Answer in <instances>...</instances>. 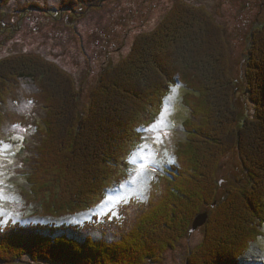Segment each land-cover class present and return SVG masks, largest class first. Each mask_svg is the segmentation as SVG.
Masks as SVG:
<instances>
[{
	"label": "trees",
	"instance_id": "1",
	"mask_svg": "<svg viewBox=\"0 0 264 264\" xmlns=\"http://www.w3.org/2000/svg\"><path fill=\"white\" fill-rule=\"evenodd\" d=\"M13 1L0 0V8ZM104 1L61 0L60 9H72L75 13L80 6L86 7L84 13H87L96 7L94 4ZM179 17L184 15L180 12ZM205 18L201 17V22L206 21ZM197 21L189 14L182 21L181 32H177L168 29L171 22L164 20L155 30L156 34L141 37L128 61L106 72L108 77L102 78L99 85L101 89L105 86V90L90 94V103L84 108L81 92L72 93L70 101L66 95L56 98L54 92L31 79H40L39 76L51 70L39 55L23 56L29 60L39 56L42 61L39 68L23 63L10 73L0 72V141L4 140L2 127L7 121L12 124L27 122V119L21 122L22 117L16 119L9 107L18 80L28 78L40 91L33 100L41 106L44 129L38 131L41 133L37 142L32 135L22 143L18 157L25 171L19 174L29 183L37 210L42 217L50 219L76 216L94 209L112 187L122 185L130 177L133 169L130 158L144 144L143 130L148 127L137 124L156 119L165 99L178 84L185 90L182 105L189 113L182 123L185 139L176 146L178 165H173L171 170L174 176L151 182L152 204L147 207L144 203H136L133 219L126 215V207L121 208L123 218L116 222L119 227L126 223L130 227L113 229L111 233L116 241L112 237L97 241L88 234L86 240H81L77 236L84 233L65 224L28 225L0 236V264H34L31 260L37 264H143L144 259L147 263H160L165 252L192 231L195 217L203 212L209 213L204 226L205 238L189 261L200 255L203 262L197 264H243L251 239L259 236V240V231L264 227V128L247 141V146L252 148L249 154L243 152L240 133L248 123H264V42L260 38L253 40L260 32L264 34V23L252 30L250 53L240 78L231 76L229 79L232 88H236L233 94L240 92L238 83L245 82L243 95L249 97L248 104L254 105V113L240 118L238 112L234 118L227 112L228 93L232 89L224 82L225 72H230L232 66L216 58L206 44L204 33L201 42L198 31L192 30ZM163 31L164 38L161 37ZM256 50L260 55L253 59L252 53ZM160 52L168 53L164 65H168L169 73L164 74L166 87L157 97L152 90L156 87L152 80H162L156 72L161 60L155 57ZM253 69H258L260 78L253 76ZM126 74L133 86L124 90L122 83ZM109 77L116 79L106 82ZM257 92L259 97H255ZM137 95L145 97L138 101L134 98V102L132 97ZM243 120L246 124H241ZM239 123L242 127L236 128ZM234 124L233 128L238 129V142L234 144L248 181L240 190L228 189L218 201L216 189L220 184L216 177L232 144L226 140L227 131H230L226 126ZM35 125L38 128L40 123ZM215 211L218 214L213 216ZM253 220L259 223V231L256 229L255 233ZM66 229H69V238Z\"/></svg>",
	"mask_w": 264,
	"mask_h": 264
},
{
	"label": "rangeland",
	"instance_id": "2",
	"mask_svg": "<svg viewBox=\"0 0 264 264\" xmlns=\"http://www.w3.org/2000/svg\"><path fill=\"white\" fill-rule=\"evenodd\" d=\"M165 1L168 0H105L103 3L94 4L96 7L87 13H84L87 10L86 7L77 6L74 13L72 9L66 11L60 9L61 0H15L7 7L0 8V64L4 63L0 65V72L10 73L23 63L32 68H39L42 63L39 58L41 56L44 62L50 65L51 70H47L39 76L42 83L38 77H31V79L49 92H54L56 98L66 95L65 98L70 101L73 99V94L81 92L80 100L84 108L86 103H90V94H94V92L100 94L105 90V86L101 89L99 85L102 78L108 77L106 72L123 63L131 55L135 43L141 37L155 32L164 20L171 22L168 29L181 32L182 21L190 14L198 20L192 30L198 31L201 42L202 33H204L206 44L215 53L216 58H219L220 61L223 60L226 66L230 64L232 66L231 74L229 71L225 72L224 78L225 84H228L232 89L228 93L227 99L229 102L228 114L234 118L238 112L240 118L252 115L254 105L248 104L249 97L243 95L246 88L245 82H239L240 92L233 94L232 91L236 88L235 86L232 88L229 79L231 76L232 78L241 76L246 57H249L250 53L248 48L252 41V30L257 25L264 23V14L259 15L262 9L264 11V0L260 2L257 0H176L168 2V6L164 7ZM77 4H82V2ZM261 5H263L262 9ZM178 8L183 11H179ZM180 12L181 15H184L183 18L179 17ZM204 16L207 17L206 21L201 22V17ZM177 28L180 30H175ZM165 31L161 33L162 38L165 37ZM187 33L189 34V32ZM260 34L261 32L253 40L260 38L261 42H264V34ZM135 50H137L136 47ZM262 54L264 59V51ZM26 55L39 56H37L38 59L29 60L27 57H23ZM259 55L260 53L256 50L252 53V58L256 59V56ZM168 57L167 52L163 54L160 52L155 57L161 60V65L156 69V72L162 78L161 82L152 80L156 85L152 90L155 92L154 95H158L157 97L162 95L161 90L166 87V84L163 85L164 74L169 73V67L167 64L164 65V61H167ZM252 74L260 78L258 69H253ZM113 79L116 78L109 77L106 82H111ZM165 82L167 83V78ZM122 86L124 90H127L126 87L133 86L129 75L126 74L123 77ZM14 90L17 91L15 97L13 96L14 98L9 101L10 109L15 112L13 114L16 119L19 120L20 117L26 116L29 122L15 126L7 121L2 127L4 140L0 141V180L4 179V181H0V223L5 216H7V221L14 219L23 223H48L49 220L43 218L35 207L34 197L26 192L29 191V185L25 177H18L19 172L25 171L24 167H20L22 162L18 157L22 143L32 135L34 141L37 142L41 133L38 131L44 129L40 116L41 106L39 105L38 109L32 102L33 98L35 99L34 95L40 91L28 78L18 80V85L14 87ZM179 91H182L181 95ZM184 93L185 90H178L176 87L175 92L173 91V94L165 99L163 110L156 119L137 124L150 127L143 130L145 132L144 142L149 140L150 143H146L145 147L141 146V148H145V151H140V148L136 152L133 161L137 164L142 162L143 167L138 172V168L135 170L133 165L132 170L136 173L131 175L128 183L126 182L120 188L109 192V198L100 205L101 207L81 215L84 216L83 218L68 216L66 219L53 221L59 225L66 222L71 223L69 225H86V221L87 223L101 222L99 227L102 228L92 227L80 230L81 233H84L77 236L81 240L87 239V233L83 232L84 230L92 238L93 235L101 238L112 235L113 229L120 230L130 227L128 223L119 227L116 220L107 219L111 215L109 212L114 211L115 216H119L118 204L123 208L126 207V215L133 219L136 203L140 199L146 198L149 183L151 179H154L152 174L157 171V166L164 167L173 164L176 146L185 139L182 123L188 116V109L181 104ZM144 97L145 95H137L133 96L132 100L136 102L134 98H137L138 101ZM255 97H259L258 92ZM246 120L249 121V118ZM246 120H243L241 124H246ZM36 122H39L40 125L34 129ZM261 122L248 123L244 130H240L243 135L241 136L243 152L248 154L251 152L252 148L247 146V141L254 139L260 128H264V123ZM241 124L236 125V128L242 127ZM234 126L235 124L232 127L231 125L226 126L230 129L227 131L226 135L229 137L226 140L232 144L228 151L229 155L222 161L221 167L218 169V177H216L220 184L216 189L218 201L228 192V189L240 190L248 181L247 173L243 170L242 161L235 148L234 143L238 142L236 139L238 129L233 128ZM144 164L153 173L145 170ZM133 195L142 196V198ZM128 196L132 197L128 198ZM122 198L126 200L122 202ZM216 212H213L212 215L214 216ZM207 220V218L196 216L192 234L183 238L180 244L167 254L163 264H183L182 258L202 244L204 240L203 227ZM253 224L256 227L255 233L256 229L259 231V223L253 220ZM259 233L260 236L263 235V238L261 237L258 243V237L255 240L251 239L244 264H264L263 226ZM65 234L68 238L70 237L69 229H66ZM74 234L77 233L74 232ZM71 236H73L72 233ZM31 261L37 264L35 261ZM202 262L200 255H195L191 261L192 264Z\"/></svg>",
	"mask_w": 264,
	"mask_h": 264
},
{
	"label": "flooded vegetation",
	"instance_id": "3",
	"mask_svg": "<svg viewBox=\"0 0 264 264\" xmlns=\"http://www.w3.org/2000/svg\"><path fill=\"white\" fill-rule=\"evenodd\" d=\"M173 1H176V0H168V1H165L164 2V7H167L168 6V2H173ZM258 2H260L261 0H257ZM263 5H261V9H262ZM264 14V11L263 9L259 12V15H263Z\"/></svg>",
	"mask_w": 264,
	"mask_h": 264
},
{
	"label": "snow or ice",
	"instance_id": "4",
	"mask_svg": "<svg viewBox=\"0 0 264 264\" xmlns=\"http://www.w3.org/2000/svg\"><path fill=\"white\" fill-rule=\"evenodd\" d=\"M140 151H145V148H141ZM169 163H171V161H169ZM141 167H143V165H141Z\"/></svg>",
	"mask_w": 264,
	"mask_h": 264
},
{
	"label": "water",
	"instance_id": "5",
	"mask_svg": "<svg viewBox=\"0 0 264 264\" xmlns=\"http://www.w3.org/2000/svg\"><path fill=\"white\" fill-rule=\"evenodd\" d=\"M205 218H206V216H205Z\"/></svg>",
	"mask_w": 264,
	"mask_h": 264
}]
</instances>
